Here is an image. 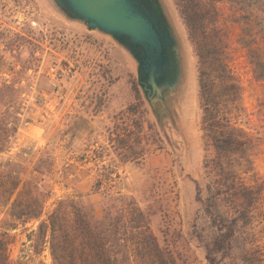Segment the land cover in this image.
Listing matches in <instances>:
<instances>
[{"label": "rangeland", "instance_id": "obj_1", "mask_svg": "<svg viewBox=\"0 0 264 264\" xmlns=\"http://www.w3.org/2000/svg\"><path fill=\"white\" fill-rule=\"evenodd\" d=\"M160 2L185 54L186 81L169 101L172 116L154 113L137 60L112 36L69 18L53 0H0V235L11 264H54L39 224L61 199L81 194L98 215L136 202L176 264H264V78L250 63L251 54L264 59V13L258 0L219 4L257 139L254 173L245 178L262 189L245 219L236 218L233 197L215 200L218 218L235 224L220 245L228 229L214 226L197 200L198 185L207 199V178L196 55L174 1ZM126 125L141 127L139 160L119 154L116 128ZM17 198L38 199L25 212L40 207L41 216H12Z\"/></svg>", "mask_w": 264, "mask_h": 264}, {"label": "trees", "instance_id": "obj_2", "mask_svg": "<svg viewBox=\"0 0 264 264\" xmlns=\"http://www.w3.org/2000/svg\"><path fill=\"white\" fill-rule=\"evenodd\" d=\"M173 1L196 55L203 168L207 178V199L203 200V187L198 185L197 200L204 204L214 226L228 229L221 235V245L231 238L235 224L218 218L213 209L215 200L233 197L236 218L245 219L261 193V188L245 178V174L254 173L257 139L250 132L243 85L232 65L229 26L223 21L219 6L225 0ZM258 4L264 13V0H258ZM261 36L264 41V25ZM246 46L254 53L251 45ZM251 56L256 78H264V59ZM115 134L118 148L124 150L119 154L125 161L142 158L140 126L138 131L128 125L118 127ZM84 197L81 194L61 199L48 218L39 224L38 239L44 240L49 233L54 264H176L173 254L161 247L149 216L136 202L114 207V212L106 208L98 215ZM33 202L40 204L38 199ZM33 202L28 199L21 203L17 198L12 203V216L22 221L39 218L40 207L34 212H25L32 209ZM18 204H21V212L15 213ZM7 247L8 241L0 235V264H11Z\"/></svg>", "mask_w": 264, "mask_h": 264}, {"label": "water", "instance_id": "obj_3", "mask_svg": "<svg viewBox=\"0 0 264 264\" xmlns=\"http://www.w3.org/2000/svg\"><path fill=\"white\" fill-rule=\"evenodd\" d=\"M69 18L116 39L137 60L138 82L156 115L172 116L186 81L184 48L160 0H53Z\"/></svg>", "mask_w": 264, "mask_h": 264}, {"label": "built area", "instance_id": "obj_4", "mask_svg": "<svg viewBox=\"0 0 264 264\" xmlns=\"http://www.w3.org/2000/svg\"><path fill=\"white\" fill-rule=\"evenodd\" d=\"M53 84H54V85H57L56 81H53Z\"/></svg>", "mask_w": 264, "mask_h": 264}]
</instances>
